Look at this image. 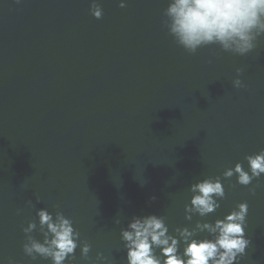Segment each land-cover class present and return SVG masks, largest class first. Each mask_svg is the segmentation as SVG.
Returning a JSON list of instances; mask_svg holds the SVG:
<instances>
[{
	"label": "water",
	"instance_id": "water-1",
	"mask_svg": "<svg viewBox=\"0 0 264 264\" xmlns=\"http://www.w3.org/2000/svg\"><path fill=\"white\" fill-rule=\"evenodd\" d=\"M92 2L0 0V264H52L22 248L40 208L80 233L65 264H97L98 252L127 264L120 229L133 216L173 232L242 202L240 264H264V175L248 186L222 175L264 149V36L244 56L216 44L190 55L164 24L169 0H96L100 19ZM209 177L224 186L220 207L187 221L190 185Z\"/></svg>",
	"mask_w": 264,
	"mask_h": 264
},
{
	"label": "clouds",
	"instance_id": "clouds-1",
	"mask_svg": "<svg viewBox=\"0 0 264 264\" xmlns=\"http://www.w3.org/2000/svg\"><path fill=\"white\" fill-rule=\"evenodd\" d=\"M17 4L21 0H15ZM119 7H126L121 0ZM91 15L100 19L102 7L93 0ZM164 21L168 33L176 43L190 55L198 49L216 44L221 49L240 56L247 55L257 48L258 38L264 36V0H169L164 10ZM237 68L234 87H243ZM248 168L237 162L234 167L224 170L223 177L236 176V183L248 186L254 179L264 175V149L245 156ZM190 202L185 205V219L192 221L194 215L203 218L220 207L219 201L225 196L220 177L205 178L190 185ZM255 195V188L250 189ZM155 196L151 198L152 201ZM31 205L32 201H26ZM59 207V205H54ZM19 213V210H18ZM248 213L247 202H242L214 222L197 220L192 227H177L173 232L162 216L155 214L133 216L126 227L120 229V239L126 250L127 264H240L246 255L251 241L246 238L245 225ZM38 224L29 221L22 228L25 234L23 252L32 260L40 257L51 260L52 264H65L74 259L78 247L79 231L73 227V221L61 211L55 216L45 208L36 212ZM114 223L119 224L120 219ZM38 231L42 239L32 235ZM199 233L208 236L200 238ZM181 245L182 251H181ZM158 250V251H157ZM90 244H80V254L87 258ZM97 264H106L103 253L96 254ZM7 264H15L9 258Z\"/></svg>",
	"mask_w": 264,
	"mask_h": 264
}]
</instances>
